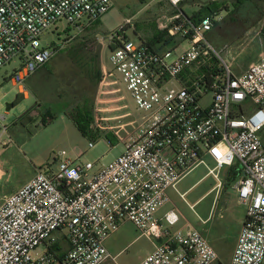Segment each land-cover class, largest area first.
I'll use <instances>...</instances> for the list:
<instances>
[{
    "label": "built area",
    "instance_id": "2783aa9c",
    "mask_svg": "<svg viewBox=\"0 0 264 264\" xmlns=\"http://www.w3.org/2000/svg\"><path fill=\"white\" fill-rule=\"evenodd\" d=\"M167 1L175 13L161 29L170 44L128 39L129 19L109 38L113 72L141 116L126 111L110 120L97 113L95 125L112 132L124 152L98 172L91 162L62 160L57 173L39 170L6 196L0 264H119L106 242L127 222L156 243L139 264H217L200 230H170L180 220L175 210L156 217L169 191L201 166L216 181L217 195L229 173L238 175L234 188L247 216L230 264H264V52L235 72L207 38L221 18L195 22L181 9L185 0ZM112 7V0H0V69L18 61L11 79L24 85L55 55V46H42L45 32L65 21L81 33ZM208 95L212 102L203 106Z\"/></svg>",
    "mask_w": 264,
    "mask_h": 264
},
{
    "label": "rangeland",
    "instance_id": "374dc122",
    "mask_svg": "<svg viewBox=\"0 0 264 264\" xmlns=\"http://www.w3.org/2000/svg\"><path fill=\"white\" fill-rule=\"evenodd\" d=\"M249 1L258 4L261 2L248 0L243 6H232L230 11L223 13L221 19L224 18L215 25L211 37L208 38L217 50L223 52V58L237 73L257 62L264 52V30H261L264 25V11L260 6H251ZM112 3L111 10L100 19L98 31L95 29L97 32L94 36H90L94 32L90 30L86 34L71 38L75 30L65 21L58 22L42 35V46L57 45L58 52H55L53 60L47 64L51 67L48 66L37 74L38 82L41 81L37 103L41 104V107L36 108L34 113L32 111L30 116L28 111L36 105L32 89L27 83L25 86L14 84L11 79L20 66L19 62L14 60L0 69V116L6 115L4 123L7 126L6 133L0 135V204L6 196L18 190L39 170L57 173L62 160L91 162L97 169L108 166L124 152L123 143L113 137V133L107 135V130L100 128L98 131L104 137L85 136L66 113L68 110H78L81 106L88 105L93 110V125L98 129L95 125L93 100L97 95L99 83L97 84L92 73L90 75L91 66L97 70L100 67L97 54L99 57L102 45L96 37L104 40L102 59L104 64L113 70L110 62L111 35L125 25L127 18L131 21L130 24H136L137 30H147V26L140 29L136 20L137 12L144 5L143 0H112ZM134 17L136 19H132ZM258 17L259 33L257 29H252ZM127 35L132 41L140 44V38L135 35L133 29H130ZM186 46L187 44H183L177 54ZM103 76H100L99 82L103 80ZM22 86L29 92V97L21 91ZM122 87L127 97L128 111L134 118H139L141 114L133 98L126 87ZM212 98V95H208L203 101V106L210 105ZM47 112L55 118L44 124L42 118ZM31 116L34 119H30ZM98 118H102L101 114H98ZM102 124L105 128L106 124ZM105 135L112 136V143ZM90 142H94L93 148H90ZM225 171L222 173L223 178L226 176ZM207 172V169L201 166L179 183L178 192L169 191L170 203L167 208L175 210L180 217L179 222L170 227L172 232L188 230L189 227L202 232L212 226L231 231L246 219V206L239 202L235 183L229 184L230 181L225 180L224 188L217 195L212 191L216 181L211 176L207 177ZM181 194H185L184 198ZM210 215L212 216L208 224L203 226L201 220ZM153 243L154 241L143 235L132 223L127 222L111 236L107 247L113 256H118L119 264H139L153 251ZM216 250L221 258L220 264H230L231 259L225 250L219 247H216Z\"/></svg>",
    "mask_w": 264,
    "mask_h": 264
},
{
    "label": "crops",
    "instance_id": "0c3cea01",
    "mask_svg": "<svg viewBox=\"0 0 264 264\" xmlns=\"http://www.w3.org/2000/svg\"><path fill=\"white\" fill-rule=\"evenodd\" d=\"M212 1H215V0H185L181 4V9L183 10V12L187 16L193 17V16L197 15L204 6H206L208 3L212 2ZM218 1L219 2H223V1L225 2V5L223 6L222 10L219 12L220 18L222 17L223 13H225L226 11H230L232 6H238V5L243 6V5L247 4V2H248V0H223V1L218 0ZM249 2H250L251 6H255V7L260 6L262 8V10L264 11V0H261L260 4L254 3L251 1H249ZM143 4L144 5L140 8V10L136 14L137 19L135 17L132 19L137 20V26L140 29H142L141 27H143V26L144 27L147 26V30L143 29V30L139 31L136 29V24H128L125 26V29H124L125 36L128 39H130L127 35V32L130 29H133L135 32V35L140 38L141 43H145V44H148L151 46H156V45H159L160 43H164L163 41H160V42L156 41V36H157V33L162 31V29H161L162 25H167V23L170 22L169 20L171 19V17L175 13L174 8L168 3L167 0H163V1L143 0ZM149 9H151V10H149ZM127 19H129V18H127ZM222 19L220 21H222ZM219 22H218V24H219ZM259 22H260V17H258L257 20L254 22L255 27H252V29H254V28L257 29V32L259 31V28H258ZM94 26L95 25L92 24L90 27L86 28L83 32H81V33L76 32L73 36L76 37L78 34H83V33L86 34L88 31L94 29ZM261 30H264V25H263V28ZM211 32H209L207 34V38H209V36L211 37ZM75 37H73V38H75ZM99 46H101V45H99ZM101 47H99V48H101V49H99L100 50L99 51V57L97 54V60H98L99 65H100L99 70H97V68H95V67L93 68L92 66H91V70H92V73L95 72V74L97 72H100V76L102 77V75H104L103 77H105L106 80L103 82V80L101 79V81L99 82V89H98V92H97L95 99L93 100V101H95L94 113L96 112V114L97 113L101 114L102 118H104V119L117 120L118 118L125 116L126 111H128V109H129L128 108L129 106L126 102L127 97L124 94V90L122 87L124 84L122 82L121 75L119 73H114L113 70H111L108 66H106V64H104L103 59H102L103 46H101ZM112 49H113V47H111V51H112ZM218 51L221 52L223 55L222 51H220V50H218ZM56 53H55V55H56ZM54 56H53V58H54ZM53 58L48 62L49 64L53 60ZM47 64L42 68L43 70H45V68L48 66L51 67V65H47ZM18 68L19 67H17V69ZM42 69H40V70H42ZM40 70L38 72H36L35 74H33L32 76H30L25 81V83L28 84V87L30 89H32L31 90L32 94L35 95L36 105H38L37 108L41 107V104L37 103L38 102L37 93L39 92L40 85H41V81L38 82L37 74L41 73ZM112 72H113V75L111 77H107V75L109 73H112ZM48 73H51V72H48ZM48 73H47V75H48ZM21 91L25 94L26 97H29V92L26 91L25 87L22 86ZM34 112L35 111H33L32 113H34ZM92 112H93V110H92ZM32 119H34V118L32 117ZM107 135H112V132H107ZM102 168L103 167L96 169L94 167L93 172H98ZM173 191L178 192L176 190H173ZM169 203L166 206H164L158 210V212L156 214V217L158 219L163 220L165 214L168 211L173 210L172 208H167ZM209 218H210V216L207 219H205V221L207 220V222L202 223L203 226H206L208 224ZM244 222H245V220L242 221L237 226L236 229H233L231 231H227L224 229H217V228H214L212 226V227H208V228H205L204 230H202V234L210 242V244L213 246V248L215 250H216V247L217 248L218 247L223 248L225 250V252L227 253V255L231 259L233 256L237 241H238L239 233L241 231V228H242ZM189 228H191V227H189ZM153 246H154V248H153V250H154L156 247V243H153ZM106 247H107V242H106ZM107 249H108V247H107ZM216 252L219 256L218 263L220 264V262H221L220 255H219L218 250H216Z\"/></svg>",
    "mask_w": 264,
    "mask_h": 264
},
{
    "label": "trees",
    "instance_id": "16d2710c",
    "mask_svg": "<svg viewBox=\"0 0 264 264\" xmlns=\"http://www.w3.org/2000/svg\"><path fill=\"white\" fill-rule=\"evenodd\" d=\"M223 1V0H222ZM225 5V2H219L218 0L212 1L210 3H208L206 6H204L200 12L193 16L190 17V19L194 20L195 22H199L203 17L205 16H220V11L222 10L223 6ZM186 15V14H185ZM187 16V15H186ZM189 17V16H188ZM100 24V20H98L94 25V32L90 35V36H94L96 34L97 27ZM218 23H216L217 25ZM97 31H96V30ZM89 37V36H88ZM87 38V37H86ZM69 39H66V41ZM156 41L160 42L163 41L165 44H170L173 40V38H168L167 37V32L166 31H161L159 33H157L156 36ZM182 42V41H179ZM55 46V50H58V46ZM92 73V70L90 71V75ZM93 74V77L96 78L97 84L99 83V79H100V72H97L95 74ZM38 107V105H35L30 111H28L27 114H29V116L31 115V112L34 111L36 108ZM66 113L70 116V118L74 121V123L77 125V127L79 128V130L85 135V136H94V137H101L102 134L100 133V131H98L99 129H96L95 126L93 125V115H92V109L90 107H88V105L86 106H81L78 110H68L66 111ZM54 115H52L51 113L47 112L45 114H43V118H42V123L44 124H48L50 123L52 120H54ZM30 119H32V117H30ZM103 137V136H102ZM114 137V136H113ZM105 138L107 140H109V142L112 143V136L111 137H107L105 136ZM238 178L237 174H232L229 173L227 175L226 178V182H228V180L230 181V183L235 182Z\"/></svg>",
    "mask_w": 264,
    "mask_h": 264
},
{
    "label": "water",
    "instance_id": "95a60500",
    "mask_svg": "<svg viewBox=\"0 0 264 264\" xmlns=\"http://www.w3.org/2000/svg\"><path fill=\"white\" fill-rule=\"evenodd\" d=\"M10 108L8 107V110H9Z\"/></svg>",
    "mask_w": 264,
    "mask_h": 264
}]
</instances>
